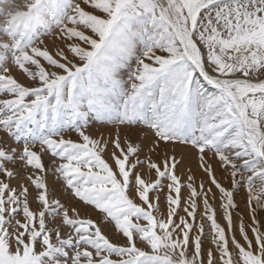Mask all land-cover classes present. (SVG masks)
I'll use <instances>...</instances> for the list:
<instances>
[{
  "label": "snow or ice",
  "instance_id": "1",
  "mask_svg": "<svg viewBox=\"0 0 264 264\" xmlns=\"http://www.w3.org/2000/svg\"><path fill=\"white\" fill-rule=\"evenodd\" d=\"M0 264H264V0H0Z\"/></svg>",
  "mask_w": 264,
  "mask_h": 264
}]
</instances>
